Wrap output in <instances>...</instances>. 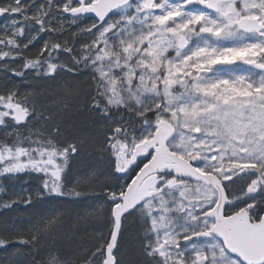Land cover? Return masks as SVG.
I'll return each instance as SVG.
<instances>
[{"label": "snow or ice", "instance_id": "6c2138e0", "mask_svg": "<svg viewBox=\"0 0 264 264\" xmlns=\"http://www.w3.org/2000/svg\"><path fill=\"white\" fill-rule=\"evenodd\" d=\"M0 18V209L38 217L0 225L7 264H264V0H0ZM62 75L86 87L46 114ZM89 149L107 166L74 175ZM63 201L108 230L37 261Z\"/></svg>", "mask_w": 264, "mask_h": 264}, {"label": "trees", "instance_id": "16d2710c", "mask_svg": "<svg viewBox=\"0 0 264 264\" xmlns=\"http://www.w3.org/2000/svg\"><path fill=\"white\" fill-rule=\"evenodd\" d=\"M83 81L84 80H80V78L79 80H72L71 87L74 89L77 87H84ZM49 89H51V87ZM52 89L54 90L56 88H52ZM51 93L53 94L55 93V95H58L59 93H61V91L54 90L52 92H49V94ZM55 95H52V96H55ZM48 111H51L50 107L46 112ZM82 122H83L82 116H79L76 118L75 123L77 126H80ZM53 203L55 206L57 207L59 206L56 202H53ZM60 203L63 204V209H62L64 213L63 219L60 222L55 223L50 228V230H48L43 235H41L40 242L38 245L39 250L34 253L37 261H42L43 259H45L50 249H55L61 253H67V252H70V250L74 249V246H75V249H77L78 251H81V250L83 251L85 249L92 248V245L97 242L94 237L98 234V232L99 233H101L102 231L105 233L107 232V226L104 223L103 224L105 226L102 229L101 228L102 223L92 222L96 229L92 230L90 235L82 234L76 224H80L83 220H80L78 216L74 218L70 214V211L68 214L67 209H66L68 207L67 202H60ZM35 211H36L35 209H30V208H25V207H19V206L14 207L0 214V225L6 222L10 223L13 220L18 219L19 221L23 222L24 227L27 229L28 227H30V224H35L38 222V217L35 216ZM44 211L45 212L51 211V206H45ZM41 227L43 226L41 225ZM24 251L28 252L30 250L24 249ZM82 253L84 254V252ZM31 259H32L31 256H26L20 261V264H28V262H30ZM0 264H7V261L4 259L3 251H0Z\"/></svg>", "mask_w": 264, "mask_h": 264}, {"label": "rangeland", "instance_id": "374dc122", "mask_svg": "<svg viewBox=\"0 0 264 264\" xmlns=\"http://www.w3.org/2000/svg\"><path fill=\"white\" fill-rule=\"evenodd\" d=\"M79 78H80V80H84V81L87 80L86 76L73 77L70 75H62L61 77H58L56 81H41L40 84L45 89H49L51 87V89L56 88L54 90H59L62 92L64 87H65V81L67 82L68 85L71 86L72 80H79ZM17 82H19V81H17ZM84 87H86L85 83H84ZM52 95H55V93L49 94V92H46L44 95L38 97V106L43 108L46 111L49 109V107L51 108V111H56L57 108H56L54 101L59 100L60 97L58 95H55V96H52ZM68 103L69 104H75L77 102L75 100L69 98ZM46 111H45V113L47 114ZM71 166H72V172L74 175L85 176L87 174H90L94 170L95 171L103 170L107 166V159L104 155H102L98 151H95L93 149H89V150L82 152L80 154V156L75 157L71 161ZM63 202H67V205H68V207L66 208L67 212L69 214V211H70V214L75 218L78 215V213L80 212V208L82 205H74L69 201H63ZM83 203H88V201H84ZM5 211H7V210L0 209V214L5 212ZM90 220H91V222H90ZM92 222L93 223L94 222L102 223L101 224L102 229L105 225L108 227L106 222L99 220V219H88L87 221H82L80 224H76V225L82 234L90 235L91 231L96 229ZM138 227H139V225L136 222H134L132 218H130L129 223H128L129 231L134 233ZM99 235H100V233H98L94 238L96 239ZM74 249H75V246H74ZM89 249H91V248H89ZM85 250H87V249H85ZM82 252H84V250L79 251V254H81Z\"/></svg>", "mask_w": 264, "mask_h": 264}, {"label": "bare ground", "instance_id": "6f19581e", "mask_svg": "<svg viewBox=\"0 0 264 264\" xmlns=\"http://www.w3.org/2000/svg\"><path fill=\"white\" fill-rule=\"evenodd\" d=\"M78 216V215H77ZM79 220V219H78ZM3 225V224H2ZM99 233V232H98ZM93 241V240H92ZM96 242V241H95ZM93 246V245H92Z\"/></svg>", "mask_w": 264, "mask_h": 264}, {"label": "flooded vegetation", "instance_id": "af4514ba", "mask_svg": "<svg viewBox=\"0 0 264 264\" xmlns=\"http://www.w3.org/2000/svg\"><path fill=\"white\" fill-rule=\"evenodd\" d=\"M0 20H3V18H0Z\"/></svg>", "mask_w": 264, "mask_h": 264}]
</instances>
